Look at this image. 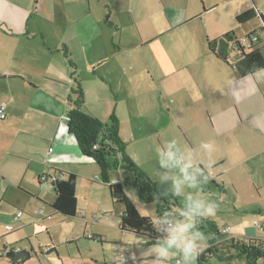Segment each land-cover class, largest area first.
<instances>
[{"label": "crops", "instance_id": "1", "mask_svg": "<svg viewBox=\"0 0 264 264\" xmlns=\"http://www.w3.org/2000/svg\"><path fill=\"white\" fill-rule=\"evenodd\" d=\"M35 5L0 0V107L7 114L0 119L1 201L45 204L54 175L72 173L78 207L79 198H91L86 202L97 213L93 233L103 236L96 228L112 199L98 164L81 152L68 127L73 91L80 88L86 111L103 127L117 123L123 151L110 148V163L118 154L130 156L126 145L142 137L162 147L180 134V146L203 161L216 201L246 207L252 216L264 214V70L239 77L208 48L226 33L242 41L260 29V17L238 23L236 16L250 8L264 14V0H36ZM258 34L264 40V29ZM226 50L230 61L241 56L230 43ZM143 127L147 136L135 131ZM167 131L172 136L163 141ZM202 143H212L214 150L205 152ZM108 176L122 182L112 169ZM127 180L135 182L131 170ZM245 223L219 231L234 238L242 231L246 238L239 240L263 242L264 219L247 217Z\"/></svg>", "mask_w": 264, "mask_h": 264}, {"label": "rangeland", "instance_id": "2", "mask_svg": "<svg viewBox=\"0 0 264 264\" xmlns=\"http://www.w3.org/2000/svg\"><path fill=\"white\" fill-rule=\"evenodd\" d=\"M24 5L28 2L31 7H35L36 0H23ZM253 4V2H252ZM252 23L258 25V21L254 20ZM175 39H179L178 34L172 35ZM244 39H242L243 41ZM179 55V52H177ZM264 76L261 74V77ZM139 130L140 135L147 136L148 130L146 127L135 129ZM172 131V130H171ZM167 131L163 137V141L172 135ZM185 140L183 133L181 132ZM172 139V138H171ZM178 141L180 134H175ZM149 142V143H148ZM183 143L185 141H182ZM186 146L185 144H183ZM153 146V147H152ZM157 139L151 140L147 137H142L137 141L130 142L126 145V151L134 161L142 168L146 175L153 181L159 184L166 196L154 203V200H149L148 197H142L139 190L134 186L131 180H127L128 168L123 166L121 155L118 154L121 162L120 166L112 168L114 176H120L122 182L125 183L124 188L128 197L136 205L140 213L151 219L145 213L152 215H162L165 210L179 207L182 205V198L173 197L168 191L170 184L168 182H160V172L157 160V149L160 148ZM187 147V146H186ZM151 148V150H150ZM112 164L116 162L115 157L112 158ZM133 181V180H132ZM49 195L48 201L45 204L37 203L36 205L25 206L15 201L0 200V255L3 253L4 244L7 247L13 246L15 253L26 251L31 253V257L22 260L18 259L19 264H153V255L150 252L152 245L155 243L149 241L148 237H143L130 232L121 231L118 227L119 215L123 210V205H114L113 202L107 206L106 217L100 221V225L96 230L102 233L103 236L93 233V228L97 213L94 212L88 205V200L79 198V207L83 211H78L79 215L75 217H65L61 214L55 213L50 206L54 192L51 183L45 188ZM108 188L106 192L108 195ZM203 193L210 199L216 201L212 195L218 196L217 190L214 188L213 182L207 181L203 185ZM10 196L14 192L8 193ZM218 204L217 212L214 216L206 218L199 223V228L208 237L207 247H211L214 253L210 258H207L206 264H246L245 256L240 257L239 251L235 247L242 240L245 239V233L238 231L235 237L236 242L232 244L233 235L228 234L223 237H218L212 227L218 230L226 228L227 226H241L240 223H245V219L251 217V220L257 218L264 219V214L259 216H252L246 211L248 208L241 206H234L229 200L216 201ZM36 208H43L46 215H33L32 211ZM17 209H23L25 215L20 221H15L13 215ZM251 210V209H249ZM84 214V217L81 214ZM248 214V215H247ZM33 217H31V216ZM24 222H31L22 228L19 225ZM12 225L13 230L7 231L6 226ZM220 230V232H221ZM151 236L154 237L157 233L151 225ZM28 233L29 237L23 238ZM155 234V235H154ZM88 236H93L90 238ZM100 237V238H99ZM103 238V239H102ZM101 239V241L99 240ZM55 247L51 252L48 249ZM19 249V250H18ZM33 249V250H32ZM18 250V251H17ZM17 251V252H16ZM135 259L132 260V257ZM177 257H172L166 264H176ZM0 264H13L12 261L3 253L0 257ZM197 264V260L195 262ZM256 264H264V259H258Z\"/></svg>", "mask_w": 264, "mask_h": 264}, {"label": "trees", "instance_id": "3", "mask_svg": "<svg viewBox=\"0 0 264 264\" xmlns=\"http://www.w3.org/2000/svg\"><path fill=\"white\" fill-rule=\"evenodd\" d=\"M256 17H260L263 26L250 33L246 37V48L241 45L234 32H229L222 37L209 41L208 48L217 58L228 63L235 74L239 77L254 75L255 73L264 70V40L259 37V30L264 29V14L256 8H250L236 16L238 23H246ZM230 43L231 48L236 47L241 56L233 61H230L227 56V46ZM75 100L71 102L73 105L72 112L69 116L68 127L69 131L76 136L81 152L95 160L100 168V178L104 185L107 186L110 197L114 205L122 204L123 212L119 215L118 227L121 231L130 232L143 237H148L149 241L156 240L157 236H151V224L149 219L143 216L133 201L127 196L124 182H111L108 176V171L113 167H117L119 163H110L108 156L110 148L113 150L123 151V142L118 135V127L116 121L110 126H102V123L90 112L84 109V96L80 88L75 89ZM114 120V119H112ZM116 120V119H115ZM99 132L103 133V138L98 139ZM110 142V143H108ZM98 145L101 150L94 146ZM116 146V148H114ZM123 166L128 168L135 175L134 186L139 190L142 197H148L152 200L154 195L159 197V200L166 196L165 192L158 183L153 182L131 159L130 156L122 154ZM61 171L54 175L51 180L52 190L55 200L50 206L55 213L65 217H75L80 208L78 207V199L76 196V175L67 173L62 176ZM216 235L220 238L225 236L216 227H212ZM100 238V237H99ZM101 241V239H99ZM236 239L232 238L234 245ZM239 251V256L246 258V264H256L258 259H264V241L254 239L244 242L241 241L235 246ZM51 250V248H50ZM48 252H51V251ZM53 250V249H52ZM14 247L3 246L2 252L11 261L15 256ZM18 251V250H17ZM3 253L0 255L2 257ZM214 253L213 248L206 247L205 250L198 256L197 264H206L207 258H210ZM13 264H19L18 260L12 261Z\"/></svg>", "mask_w": 264, "mask_h": 264}, {"label": "clouds", "instance_id": "4", "mask_svg": "<svg viewBox=\"0 0 264 264\" xmlns=\"http://www.w3.org/2000/svg\"><path fill=\"white\" fill-rule=\"evenodd\" d=\"M207 153L214 150L212 143H202ZM160 182H168L173 197L182 198V205L165 210L162 215L145 213L158 234L150 252L153 264H166L177 257L176 264H195L207 247L208 237L200 230L199 223L216 214L218 204L203 193L208 177L201 168L193 150L181 147L171 139L157 149ZM208 165H205L207 167ZM154 203L159 197L154 195Z\"/></svg>", "mask_w": 264, "mask_h": 264}, {"label": "built area", "instance_id": "5", "mask_svg": "<svg viewBox=\"0 0 264 264\" xmlns=\"http://www.w3.org/2000/svg\"><path fill=\"white\" fill-rule=\"evenodd\" d=\"M246 39V38H245ZM243 40V41H240L241 42V45L246 47L247 43H246V40ZM237 49V48H236ZM7 116L6 112H5V106H1L0 107V119H5ZM51 150V149H50ZM25 214V211L24 210H21L19 209L14 217L15 220H19L21 216H23ZM32 214L33 215H46V211L45 209L43 208H36L32 211ZM262 227H264V223L261 225ZM6 230L7 231H11L12 230V226L11 225H7L6 226ZM226 231V229H225ZM90 238H94L93 236H88ZM19 250V249H18ZM135 259V257L133 256L132 257V260Z\"/></svg>", "mask_w": 264, "mask_h": 264}, {"label": "water", "instance_id": "6", "mask_svg": "<svg viewBox=\"0 0 264 264\" xmlns=\"http://www.w3.org/2000/svg\"><path fill=\"white\" fill-rule=\"evenodd\" d=\"M29 257H31V253L29 251H19L15 254L12 261L18 260L20 258H22V260H25Z\"/></svg>", "mask_w": 264, "mask_h": 264}, {"label": "flooded vegetation", "instance_id": "7", "mask_svg": "<svg viewBox=\"0 0 264 264\" xmlns=\"http://www.w3.org/2000/svg\"><path fill=\"white\" fill-rule=\"evenodd\" d=\"M94 147L97 148L98 150H101V147L100 146L98 147V145H95Z\"/></svg>", "mask_w": 264, "mask_h": 264}]
</instances>
